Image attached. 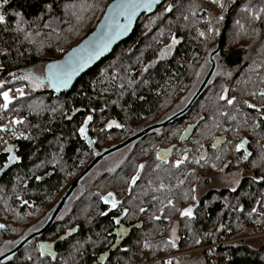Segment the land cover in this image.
<instances>
[{
  "label": "trees",
  "instance_id": "1",
  "mask_svg": "<svg viewBox=\"0 0 264 264\" xmlns=\"http://www.w3.org/2000/svg\"><path fill=\"white\" fill-rule=\"evenodd\" d=\"M110 1L8 0L5 4L0 0V15L5 17L4 23L0 24V82L4 84L0 92L20 86L25 93L14 98L2 111L16 115L20 121L21 137L9 143L0 139V169L6 165L4 150H7L6 153L15 151L18 160L12 163L14 165L0 180V198L7 194L9 201L16 203L17 189L21 190L23 185L26 194L51 190L52 180L59 182V178L52 179L49 168L38 166L49 162L51 150L72 158L75 149L81 148L77 138H81L79 129L83 125L85 132H89L88 125H97L98 121L103 120L107 140L118 133L137 132L152 125L158 118L159 121L160 118L166 119L182 109L185 101L181 103V98L187 97V82L193 75V62L196 57L200 58L196 54L211 52L214 40L222 32L223 43L217 55L216 76L217 82L225 86L232 79L231 87H221L215 99L209 95L210 101L205 103L209 92L206 88L199 100L196 99L183 115L204 117L200 130L209 133V118L215 115L206 113L220 111L221 115L215 116L217 130L225 132L223 126L226 121L221 117L227 110L226 94L239 93L237 88L232 87L241 75V69L247 62L250 63L248 68L257 67L261 60L256 54L264 51L263 40L260 39L264 35V26L253 15L245 19L244 6L264 4V0H212L224 8V12L220 14L221 19H217V16L211 19H215L216 29L213 41L209 40V19L206 28H201L205 40L199 44L200 47L197 44L198 34L194 30L197 21L212 10L210 1L175 0L169 1L168 7L165 2L153 14L141 15L131 37L80 77L69 91L57 93L52 90L46 79V66L60 59L93 30ZM255 10L258 11L257 8ZM16 12L20 13L19 17L15 16ZM200 14L204 15L199 17ZM223 19L226 24L222 23ZM180 61L183 64H179ZM187 68L191 73L188 74ZM236 71L239 73L236 74ZM22 77L28 80L23 81ZM182 78L183 87L180 83ZM237 87H240V81ZM195 111L199 114L193 115ZM69 117L74 118L68 120ZM88 117L91 119L85 123ZM110 123L112 127H108ZM116 125L121 128L117 129ZM167 125L162 131L167 132L166 139L172 142L178 130L173 127V122ZM208 139V135L200 137V142L197 140L199 143L193 147L190 155L197 153L200 143ZM224 147H218V154H226ZM194 150L196 152L193 154ZM209 161L207 159L194 165L191 160L188 165L193 164L194 169L204 170ZM163 171L157 166L149 172L143 170L141 179L148 175V179H160ZM37 172L38 177L33 175H37ZM131 173L125 171L122 174ZM11 187V191H14L10 193ZM171 196L174 203H182L183 188ZM199 205L200 212L194 221L177 218L171 211L168 225L156 226L161 227L162 232L153 236V242H143L149 236H133L134 241L129 242L128 248L115 254L117 264H144L154 261L155 257L175 255L196 247H203L201 254L206 263L211 264L208 257V253H211L214 264H264V241L258 248H252L237 238L240 231L251 226L255 232L253 234L262 235L264 240V175L259 168L254 172V179L242 180L234 190L223 188L208 192L199 200ZM176 219L178 240L172 246L166 236L169 235V225ZM101 224H104V229ZM108 224L107 220L97 219L96 233H104L105 236ZM92 236L95 235L92 233ZM96 245L97 241L81 247V241H78L76 250L88 248L86 256L80 258L78 263H44L30 251L28 255L17 253L5 261L1 260L0 264H93L96 255L102 251ZM9 254H4V258ZM175 260L172 264L176 263Z\"/></svg>",
  "mask_w": 264,
  "mask_h": 264
},
{
  "label": "flooded vegetation",
  "instance_id": "2",
  "mask_svg": "<svg viewBox=\"0 0 264 264\" xmlns=\"http://www.w3.org/2000/svg\"><path fill=\"white\" fill-rule=\"evenodd\" d=\"M169 1L166 0L163 3L166 2L165 5L168 7L170 5ZM256 8L258 11L255 10ZM244 11L245 19L253 15L264 26L263 3L259 5L247 4L244 6ZM228 13L229 11H227ZM203 15L200 14L199 17ZM214 15L215 12L210 10L209 14H205L202 19L197 21L194 31L196 33L198 30L196 34H198L197 44L199 47V44L205 40L201 28H206L208 19L210 21L208 28L211 29L209 40L213 41L216 37L215 19L211 20L215 17ZM223 24H226V21H223ZM222 34L223 32L214 40V48L211 52L196 54L200 58L198 59L195 56L193 75L187 82V97L183 99L182 96L181 98V103L185 101L183 106L191 99L207 75L211 67L209 56L216 49L220 37H223ZM260 39L263 40L264 44V35ZM217 55H219V52L212 57L215 68L202 93L205 92L206 88L208 91H214L217 85ZM256 55L261 60L256 64L257 67L248 68L250 63L247 62V65L240 71L241 75L236 78V82L233 84L232 88H237L239 95L232 94L227 99V101L233 100V103L231 105L227 103V110L221 117L226 121L223 126L225 132L217 130L215 116L209 118V133H203L200 130L203 127L201 122L204 121V117L179 116L173 122V127L178 130L174 141L169 142L166 139L167 132L162 131L167 128V125L160 130L156 129L149 132L122 148L107 153L79 179L67 196L66 193L69 188L91 161L101 153L136 135L143 128L137 132L118 133L114 137H108L107 140L113 138L114 140L105 145L106 139L103 129L106 128V125L102 123L103 120H100L97 125H88L90 130L85 132L87 139L81 137V135V138L78 136L77 139L80 141L81 148L75 149L72 158L62 156L51 150L49 162L38 166L39 168H49L52 179L59 178V182L52 180L53 187L51 190L26 194L23 188L25 185H23L21 190L17 189L16 203L9 201L7 194L2 195L0 198V257L8 254L26 238L34 235L20 249L3 258L2 261L8 257H14L17 253L28 255L32 251L44 263H78L86 256L87 252L85 253V251L88 248L76 250V243L81 241V247H83V245L89 246L97 241L98 245L96 246L101 247L102 251L96 255L93 261V264H96L98 259L114 243L120 241L125 234H128V237L122 241L120 246L115 251L109 252L108 258L99 263L117 264L115 254L126 250L131 244L129 242L134 241L133 236H149L143 242L147 243L148 240L153 242V236L162 232L161 227L163 225H168L169 213L173 212L172 214L175 217L186 218L190 221L197 219L200 212L199 200L206 193L215 192L216 189L210 186V182L204 184L205 178L202 185H200V168L194 169L196 167L193 164L188 165V162L192 160L195 165L198 162L201 163L210 159L208 163L211 172V166L215 165L217 161L218 147L221 148L223 145L226 153L232 156L228 159V170L235 162L237 166H241L243 169L239 182L254 179V172L258 168L251 169L253 166L248 165L256 158L257 154H259L257 161L264 155V96L260 95L261 92H264V51L261 50ZM204 57L205 59L201 61L200 59ZM179 64L183 63L180 61ZM187 70L188 74L191 73L189 68ZM227 71L230 70L227 69ZM238 73L239 71H236V74ZM238 81H240L239 88L237 87ZM231 82H233L232 79L225 86L226 89L231 87ZM180 83L183 87V78ZM200 96L197 98L198 100ZM211 96L215 99L216 94L212 93ZM249 104L253 107H248ZM73 118L69 117L68 120ZM166 119L162 120L160 118L159 121L158 118L152 124L160 123ZM115 127L117 129L121 128L120 125ZM206 135L210 139L201 142L198 152L195 153L196 150H194L193 154H195L191 156L190 151L195 145H198L200 137ZM241 141H246V143L237 151L236 145L240 144ZM169 148L171 150L167 152ZM6 152L7 150L3 151L6 157L5 164L18 162L15 151ZM156 166L164 169L160 179H148L149 175L141 179L143 170L149 172ZM206 169L207 167L204 170ZM125 171L126 173L132 171V173L123 176L122 173ZM6 173L0 177V180ZM151 174L153 175V173ZM33 175L38 177L39 173ZM111 176L113 177L112 180L110 179ZM22 177L24 176L22 175ZM134 177L135 180H133ZM208 178L211 180L212 177ZM258 178L259 176H257ZM24 182L25 179H23ZM180 188H183V200L185 202L176 204L173 202L171 195ZM12 189L11 187L10 193L14 191H11ZM109 193H111V196H109ZM113 200L116 201L115 207H112ZM61 201H63L62 205L57 211ZM189 208L192 210L191 217L182 216L181 213ZM97 219L107 220L109 223L105 236L104 233H96L95 221ZM158 221H160L159 224ZM160 224L161 227H156ZM101 226L104 229V224H101ZM92 233L95 236H92Z\"/></svg>",
  "mask_w": 264,
  "mask_h": 264
},
{
  "label": "water",
  "instance_id": "3",
  "mask_svg": "<svg viewBox=\"0 0 264 264\" xmlns=\"http://www.w3.org/2000/svg\"><path fill=\"white\" fill-rule=\"evenodd\" d=\"M164 1H166V0H155V2L152 3L150 8L145 9V8L141 7V8L136 10L135 14L132 15L130 20H126L123 15H117L116 10L112 9V6L114 4L120 3V2H122V0H111L106 5V7L104 8L102 15L100 16V18L97 21L96 25L94 26L93 30L90 33H88L79 43H77L75 46L70 48L60 59L50 63V64H61L62 65L66 61H68L69 56H72V64L75 68V71L71 75V79L68 80L67 84H60L58 87L50 84L52 90L56 91L57 93H64V92L69 91L80 77H82L92 67H94L96 64H98L103 59H105L108 55H110L112 53V51L116 47H118L122 42L128 40L131 37V35L134 31L136 22L138 21V19L140 18L141 15H147L148 16V15L153 14L156 11V9L158 8V6H160ZM170 1H174V0H170ZM110 9H112L111 13H110ZM113 16H115V22L116 23H119L121 25L127 24V28L123 31H120L118 35H115V33H113L114 38L111 39L110 43H107V47H103L102 50L98 49L97 54L93 55L90 59H88L87 58L88 50L90 48H93L96 45H98L100 43V41L103 39L105 33L114 29V24L112 21ZM222 40H223V37H220V39L217 43L216 49L209 56V60L211 62V67H210L207 75L205 76V78L202 81L199 88L192 95L191 99L186 103V105L182 109L177 111L175 114L170 116L168 119H166L160 123L152 124V125H149V126L143 128L136 135L128 138L127 140H125L124 142L119 144L118 146H115V147L101 153L99 156H97L93 161L90 162V164L83 170V172L78 177V179H76V181L73 183V185L69 188L68 192L66 193V196L73 190L74 186L79 181V179L82 176H84L96 164V162L99 159H101L102 157H104L107 153H110V152H112L118 148H122L125 145L133 142L134 140L145 136L146 134H148L149 132H151L153 130L161 129L164 126H166L167 124L174 122L177 117L185 114L189 110V108L192 106L194 101L200 96V94L202 93V90L204 89V86L206 85L207 81L209 80L210 76L212 75L214 68H215L212 57H213V55L217 54L220 51L221 45H222ZM81 49H83V51H79ZM73 53H75V55H72ZM48 65L46 66V71H47ZM169 150H171V149L169 148L167 150V152ZM12 165L13 164H11L10 162H8L6 165H4L0 169V177ZM62 202L63 201H61L60 204L58 205L57 211L61 207ZM54 216H55V214H54ZM33 236L34 235L26 238L23 242L18 244L17 247L14 248L10 253H15L18 249H20L23 246V244L25 242L29 241ZM127 237H128V234H125L121 238L120 241H117L116 243H114V245L98 259L97 263L105 261L108 258L109 252L115 251L120 246L122 241L125 240ZM3 258H4V256L0 257V261Z\"/></svg>",
  "mask_w": 264,
  "mask_h": 264
},
{
  "label": "rangeland",
  "instance_id": "4",
  "mask_svg": "<svg viewBox=\"0 0 264 264\" xmlns=\"http://www.w3.org/2000/svg\"><path fill=\"white\" fill-rule=\"evenodd\" d=\"M210 4L212 5V11L215 12V17L217 16V19H221L220 18V14L222 11V7L218 4H215L212 0H210ZM221 10V11H220ZM210 18V17H209ZM224 19L222 20L223 23ZM198 33V30L197 32ZM23 81H25V77H22ZM22 78H20L22 80ZM28 80V79H26ZM15 82V81H13ZM216 87L215 90H209L208 94H207V99L205 100V103L210 101L209 98H211L212 93L217 94L221 87L225 86L223 84H220L216 81ZM1 86H4L3 83L0 82V88ZM19 90V91H18ZM7 92L8 96H9V102L8 104L17 97L23 96L25 93L22 90V87L20 86H13L11 88H8L6 90L1 91L0 93H4ZM209 96V97H208ZM230 95L226 94V99L229 98ZM0 100L2 101L3 105L5 104V101L3 99V96L0 95ZM7 104V105H8ZM199 112L195 111L193 113V115H198ZM207 115L213 114L215 116H219L221 115V112L219 111H215V112H211L208 111L206 113ZM97 131V130H96ZM117 140V138H115ZM113 139L111 140H105V145L108 144L109 142H111ZM259 149V148H258ZM222 154V155H221ZM221 154H217V161L215 162V165L213 164V166H211L212 171H209V166L210 164H206L205 167H207L206 170L201 169L200 171V185H202V181L204 180V178L206 179L204 184H208L209 182L211 183L210 186L214 187L216 190L219 189H223V188H229L231 190H234V188L238 185L241 177H242V173L241 171H243L241 166H237L235 162H233V165L231 167L230 170H228V159L230 157H232L230 154L226 153L225 155L223 154V152ZM259 154H257L256 158L249 163L248 166H253L251 169L254 168H259V171H261V173L264 175V155L262 157H260V159L257 161ZM218 159H220V164H218ZM232 159V158H231ZM246 174V173H245ZM208 177H212L211 180ZM209 179V180H208ZM215 196H213L214 198ZM256 214V212H254ZM178 220H174V222L171 223V225H169L168 227V234L166 237L168 239L169 244H171L172 246L176 244L177 240H178V226H177ZM253 227V226H252ZM259 231V230H258ZM241 232V233H240ZM238 234V239H242L243 242L245 244H247L248 246L252 247V248H258L260 246V244L262 243V235H254L253 230L250 227L244 228L242 231H240ZM264 236V235H263ZM167 243V242H166ZM226 243V242H224ZM203 249V247H196V248H190L188 250H182L180 252H177L175 255V264H210V263H206V259H204V257L201 254V250ZM174 255V254H172ZM168 256V255H166ZM165 257V256H164ZM208 257L211 258V260H209V262H211V264L213 263V257L211 255V253H208ZM161 258V257H158ZM157 257H155L153 260H157ZM154 261H150L148 263H144V264H152L154 263ZM162 264V263H161Z\"/></svg>",
  "mask_w": 264,
  "mask_h": 264
},
{
  "label": "snow or ice",
  "instance_id": "5",
  "mask_svg": "<svg viewBox=\"0 0 264 264\" xmlns=\"http://www.w3.org/2000/svg\"><path fill=\"white\" fill-rule=\"evenodd\" d=\"M8 0H3V3H7ZM155 2V0H122V2L114 4L112 6V9H115L117 12V15H123L124 18L126 20H130L132 15L135 14L136 10L143 7L145 9H148L151 7L152 3ZM218 2V0H217ZM112 9H110V13L112 11ZM16 17L20 16L19 12L15 13ZM5 17L3 15H0V24L4 23ZM112 21L114 24V29L108 31L107 33L104 34L103 39L100 41V43L98 45H96L93 48H90L87 52V58L90 59L93 55L97 54V50H102L103 47H107V43L111 42V39L114 38V34L118 35L120 31H123L127 28V24L121 25L119 23L115 22V16L112 17ZM209 31H211V29H209ZM203 35V34H201ZM176 41L173 40V44H175ZM79 51H83V49L79 50ZM72 55H75V53H73ZM75 71V68L72 64V56H69L68 61H66L64 64H49L48 68H47V76L46 79L48 80V83L53 85V86H59L60 84H67L68 80L71 79V75L73 74V72ZM27 78V77H26ZM42 82V81H41ZM19 91V90H18ZM0 95L3 96V99L5 101L4 107H7V104L9 102V96L7 92L4 93H0ZM261 96H264V92L260 93ZM222 100L224 99L223 96L220 97ZM228 104H232L233 100H228L227 101ZM248 107H253V105L249 104ZM91 117L86 118L85 123H87L88 120H90ZM108 127H112V124L110 123L108 125ZM118 127V125H117ZM85 131L86 129L82 126L79 129L80 135L81 137L87 139V137L85 136ZM244 143H246V141H241L240 144L236 145V150L239 151L243 146ZM247 158V157H245ZM141 167H143V165H141ZM133 180H135V177L133 178ZM109 196H111V193H109ZM102 199H104L102 197ZM169 203H171V201H169ZM116 206V201L113 200L112 201V207ZM141 211H143V209H141ZM253 211H255V209H253ZM182 216H189L191 217L192 215V210L191 208L186 209L184 212L181 213ZM199 242V241H197ZM43 247V246H40Z\"/></svg>",
  "mask_w": 264,
  "mask_h": 264
},
{
  "label": "built area",
  "instance_id": "6",
  "mask_svg": "<svg viewBox=\"0 0 264 264\" xmlns=\"http://www.w3.org/2000/svg\"><path fill=\"white\" fill-rule=\"evenodd\" d=\"M4 105L0 100V139L6 143L19 139L21 137L20 121L14 114L3 113ZM177 255H168L154 262H162V264H172L173 259Z\"/></svg>",
  "mask_w": 264,
  "mask_h": 264
},
{
  "label": "bare ground",
  "instance_id": "7",
  "mask_svg": "<svg viewBox=\"0 0 264 264\" xmlns=\"http://www.w3.org/2000/svg\"><path fill=\"white\" fill-rule=\"evenodd\" d=\"M8 114H10V113H8ZM0 142H2V141H0ZM1 144V143H0ZM158 258V257H157Z\"/></svg>",
  "mask_w": 264,
  "mask_h": 264
}]
</instances>
